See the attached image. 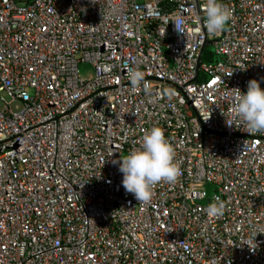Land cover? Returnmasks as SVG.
Wrapping results in <instances>:
<instances>
[{
    "label": "built area",
    "instance_id": "2783aa9c",
    "mask_svg": "<svg viewBox=\"0 0 264 264\" xmlns=\"http://www.w3.org/2000/svg\"><path fill=\"white\" fill-rule=\"evenodd\" d=\"M221 2L209 36L205 0H0V264H264V133L235 112L264 89V0ZM152 127L181 175L143 204L113 161Z\"/></svg>",
    "mask_w": 264,
    "mask_h": 264
},
{
    "label": "clouds",
    "instance_id": "9594fccd",
    "mask_svg": "<svg viewBox=\"0 0 264 264\" xmlns=\"http://www.w3.org/2000/svg\"><path fill=\"white\" fill-rule=\"evenodd\" d=\"M204 11V27L209 36H216L226 30L232 17V11L227 5L221 0H205ZM128 79L134 90H141L146 95L151 94L144 72L129 70ZM235 90L238 101L235 112L242 120V127L248 134L264 133V89L260 87V83L253 79L248 82L246 92ZM165 95L171 99L170 93ZM139 143V149L129 152L113 163L119 164L125 191L132 194L139 203L148 204L152 200L154 187L160 183L175 184L181 170L175 160V149L166 140L161 128L152 127L146 131ZM224 209V203L217 197L214 202L208 204L205 211L208 217L219 218ZM256 236L257 234L243 239L241 246L247 245L249 249L254 250Z\"/></svg>",
    "mask_w": 264,
    "mask_h": 264
},
{
    "label": "rangeland",
    "instance_id": "374dc122",
    "mask_svg": "<svg viewBox=\"0 0 264 264\" xmlns=\"http://www.w3.org/2000/svg\"><path fill=\"white\" fill-rule=\"evenodd\" d=\"M209 46H207V50H209ZM78 68H79V72H80V75L82 76V77H91L92 76V74H93V72H92V68H91V66L88 64V63H79L78 64ZM2 105H0V107H1ZM10 107L13 109V110H18V109H20V104L18 103V102H12L11 104H10ZM206 189L208 190V191H210V189H211V187L209 186V185H207L206 186Z\"/></svg>",
    "mask_w": 264,
    "mask_h": 264
},
{
    "label": "water",
    "instance_id": "95a60500",
    "mask_svg": "<svg viewBox=\"0 0 264 264\" xmlns=\"http://www.w3.org/2000/svg\"><path fill=\"white\" fill-rule=\"evenodd\" d=\"M204 46H205V44H204ZM204 46L202 47V49L204 48ZM202 49H201V51H202ZM201 51H200V54H201ZM200 56V55H199Z\"/></svg>",
    "mask_w": 264,
    "mask_h": 264
}]
</instances>
